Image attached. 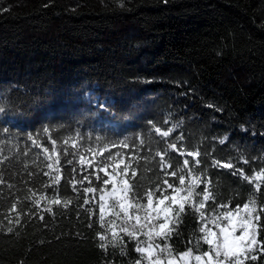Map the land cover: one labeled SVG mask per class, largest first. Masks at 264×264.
<instances>
[{
  "label": "trees",
  "instance_id": "obj_1",
  "mask_svg": "<svg viewBox=\"0 0 264 264\" xmlns=\"http://www.w3.org/2000/svg\"><path fill=\"white\" fill-rule=\"evenodd\" d=\"M159 154L170 172L187 158L210 181L216 198L205 221L215 231L216 205L232 210L253 195L264 205V186L256 194L212 163L249 176L264 168V0H0V264H134V243L123 256L98 246L105 186L96 175L106 177L96 169L127 163L142 195L165 178ZM48 172L62 177L54 188ZM40 197L41 208L53 198L71 203L40 220ZM181 221L168 243L176 254L195 252L199 214L189 207ZM258 226L264 242V216ZM254 254L245 264H264Z\"/></svg>",
  "mask_w": 264,
  "mask_h": 264
},
{
  "label": "snow or ice",
  "instance_id": "obj_2",
  "mask_svg": "<svg viewBox=\"0 0 264 264\" xmlns=\"http://www.w3.org/2000/svg\"><path fill=\"white\" fill-rule=\"evenodd\" d=\"M163 2L167 3V0H163ZM172 131V128L163 132L159 128L156 129V132L163 137H168ZM223 142L221 141V143ZM52 143L55 145V141ZM124 146L127 147V145ZM169 147L173 151L177 150L176 144H171ZM43 151L48 153L49 149L45 147ZM159 155L160 168L164 172L165 178L154 189L144 190L142 195L135 191L140 186L136 183H130L127 178L129 175L133 180L137 177L135 171L129 174L127 163L123 165L122 169H120L119 163H113L110 172L107 164L103 168L96 169L97 173L103 171L106 177L102 178L96 175V179L101 180L105 186L100 189L101 195L99 197V223L103 228L102 231L97 232L100 249L107 251L109 246L114 249L119 248L120 254L123 256L126 255V244L128 242L134 243V252L139 257L134 261V264H192L193 259L195 264H245L248 260H258V256L254 253L259 251L264 254V242L258 241V232L261 231L258 223L264 216V205L258 207L254 195L249 196L242 205L236 204L232 210H229L231 209L230 203L216 205L223 211L219 215L213 213L212 223L218 229V231H213L205 221L206 205L216 198L209 187L210 181H205L200 176L194 175L189 168L187 158L183 160V167L180 168L179 172H170L169 169L173 165L166 163L164 154ZM181 155H185V153L181 152ZM199 155V152L187 153V156L190 157L198 158ZM49 159L51 160L52 157L49 156ZM108 159L112 160L111 154H109ZM80 161L83 165V156L80 157ZM244 162L248 163L249 161L245 160ZM193 163L199 165L200 161L195 159ZM212 163L214 167L230 169L232 175L239 176L253 185L256 194L264 186V168L254 171L253 175L249 176L242 168H237L231 162L221 163V161L214 160ZM53 167V163L47 164L49 170H52ZM118 169H120L119 173ZM56 171L59 172V168ZM186 171L188 176H191V181L185 187L186 175L184 173ZM45 175L52 178V184L48 185L50 188H54L62 179L61 175L53 176L51 172L45 173ZM169 176L178 180V187L175 186V182H169ZM88 179V176L83 177V180ZM0 183L3 181L0 180ZM70 183L75 189L76 180L73 179ZM109 185H111L110 191H108ZM201 185H203V190L197 191ZM167 190H171V193L169 194ZM83 191L90 194L96 192L97 189L88 186ZM43 199L44 197H40L34 200L37 208H41ZM62 203L67 208L71 201L62 202L59 198L48 200L49 206L41 208L39 219H44L43 212H53L52 205H61ZM84 203L88 204L89 201L85 199ZM189 207L199 214L202 225L199 229L200 239L196 241L195 252L190 247L176 254L168 241L182 222L181 217ZM15 209L16 205L13 204L12 210ZM106 214H110L113 219H109L107 226L104 227ZM12 222L10 219L9 223ZM19 222V214H17L15 223L18 224ZM7 230L10 233L13 231L11 227ZM237 233L239 234L237 235ZM201 242L208 246L207 251L201 252L199 250Z\"/></svg>",
  "mask_w": 264,
  "mask_h": 264
},
{
  "label": "rangeland",
  "instance_id": "obj_3",
  "mask_svg": "<svg viewBox=\"0 0 264 264\" xmlns=\"http://www.w3.org/2000/svg\"><path fill=\"white\" fill-rule=\"evenodd\" d=\"M110 161H111V160H110ZM102 168H103V167H102ZM193 169H194V168H193ZM193 174L196 175V176H199L198 174L195 173V171H193ZM200 177H201V176H200ZM187 178H188L189 181H191V176H190V177L187 176ZM201 179H202V178H201ZM169 194H170V193H169ZM213 231H215V230L213 229ZM237 235H238V234H237ZM192 264H195L194 259H193V261H192Z\"/></svg>",
  "mask_w": 264,
  "mask_h": 264
}]
</instances>
